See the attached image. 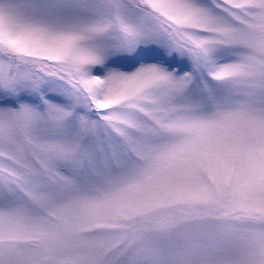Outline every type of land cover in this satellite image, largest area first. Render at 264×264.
I'll list each match as a JSON object with an SVG mask.
<instances>
[{"label": "snow or ice", "instance_id": "obj_1", "mask_svg": "<svg viewBox=\"0 0 264 264\" xmlns=\"http://www.w3.org/2000/svg\"><path fill=\"white\" fill-rule=\"evenodd\" d=\"M0 264H264V0H0Z\"/></svg>", "mask_w": 264, "mask_h": 264}]
</instances>
